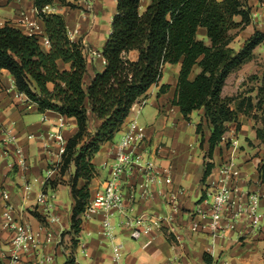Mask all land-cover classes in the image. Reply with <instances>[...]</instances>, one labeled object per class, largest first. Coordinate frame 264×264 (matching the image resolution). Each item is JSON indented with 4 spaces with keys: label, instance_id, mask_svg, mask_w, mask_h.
<instances>
[{
    "label": "crops",
    "instance_id": "obj_1",
    "mask_svg": "<svg viewBox=\"0 0 264 264\" xmlns=\"http://www.w3.org/2000/svg\"><path fill=\"white\" fill-rule=\"evenodd\" d=\"M111 1L115 11V0ZM247 2L252 20L244 32L254 29L264 33V0ZM149 3L150 0H141L140 13ZM53 8L55 13H60ZM235 20L239 21V18ZM6 23L26 35H36L42 51L49 50L43 23L36 16L32 0H0V26ZM249 38H245L239 47L232 41L229 47L239 52ZM198 39L208 42L204 29H199ZM261 45L254 49L252 60L228 76L222 91L223 97H254L257 89H252L247 83V78L252 75H257L264 86V49L259 48ZM98 52L99 60L89 63L87 82L93 76V67L97 71L103 70L104 61L100 50ZM128 58L135 60L137 53L130 52ZM179 71V64L165 65L160 82L148 90L142 103L133 106L121 130L112 141L103 144L92 158L96 175L89 183L88 203L103 189L109 177L108 164L113 158L114 146L127 131L128 124L136 121L138 132L147 142V157L158 168L170 167L171 182L165 184L160 180L144 191L139 187L143 183L139 173H126L122 176L120 188L123 205L130 216L143 213L171 214L172 228L175 235L180 236V242L169 234L167 227L142 235L139 239H131L129 232L119 226L121 220L118 222L112 217L111 224L116 234L114 243L123 247L120 262L114 263L111 243L100 234L105 218L103 213L89 219L82 218L80 214L78 234H74L71 227L75 202L70 181L75 168L72 165L61 174L59 145L49 133L60 131L67 142L77 131L75 120L51 111L39 113L36 105L17 92L10 74L0 70V213L10 204L14 220L30 225L33 232L38 234L40 242V249L26 256L24 264H170L173 261L182 264H264V184L260 182L258 174V166L264 162V146L256 138V125L242 114L238 116L237 123L227 124V132L214 149L210 161L213 164L211 174L202 182L210 129L202 118V110L193 112L189 121H186L179 109L172 105ZM197 73L198 69L194 68L190 78ZM162 85H168L169 89L159 94ZM200 122H203L202 145L196 132ZM5 130L14 136L15 144L5 146ZM16 148L21 149L26 168L18 166L14 154ZM230 161L240 171L239 190L259 198V210L263 216L260 229L251 230L246 223L240 222L235 231L228 232L222 238L190 232L192 215L197 210L208 209L206 200L220 179L221 167ZM83 184L84 180L78 181V187ZM26 185H29V191L25 190ZM62 189L67 192V203L60 199ZM4 192L9 195L8 200L3 198ZM42 192L54 197L51 215L55 221L45 217L37 206ZM170 196L176 199V212L171 209ZM48 232L60 235V243L46 244ZM12 237L13 232L6 228L5 220L0 216V264L9 261L13 251ZM204 256L208 257V262ZM48 257H51L50 261L46 260Z\"/></svg>",
    "mask_w": 264,
    "mask_h": 264
},
{
    "label": "trees",
    "instance_id": "obj_2",
    "mask_svg": "<svg viewBox=\"0 0 264 264\" xmlns=\"http://www.w3.org/2000/svg\"><path fill=\"white\" fill-rule=\"evenodd\" d=\"M32 3L49 50L42 51L36 35H26L6 23L0 26V70L10 74L17 92L36 105L39 113L51 111L76 122L77 131L61 155V174L72 165L75 168L70 181L74 234L79 233L78 216L88 204L89 183L96 175L92 158L121 130L133 106L142 103L148 90L160 82L165 65H180L172 105L186 121L202 110L210 129L202 182L211 174L210 161L227 124L237 123L240 114L260 125L255 133L264 146V88L258 89L255 104L251 97L222 96L228 76L249 62L254 49L264 43V33L255 31L239 52L229 47L231 32L251 23L247 0H150L143 13L141 0H115L100 51L103 70L93 67L88 82L89 62L82 43L70 37L63 15L45 11L47 7H76L68 0ZM199 29L205 30L207 43L198 39ZM133 51L135 60L128 58ZM194 68L198 73L191 79ZM168 89L162 85L159 94ZM196 132L202 145L203 122ZM258 174L264 184V162ZM81 179L84 184L78 187ZM204 260L209 261L207 256Z\"/></svg>",
    "mask_w": 264,
    "mask_h": 264
},
{
    "label": "built area",
    "instance_id": "obj_3",
    "mask_svg": "<svg viewBox=\"0 0 264 264\" xmlns=\"http://www.w3.org/2000/svg\"><path fill=\"white\" fill-rule=\"evenodd\" d=\"M47 13H55L51 7L45 8ZM62 125L59 126V129ZM136 121L128 124L127 131L121 140L114 146L113 158L108 164L110 169L109 177L105 180L103 189L98 191L81 213V217L89 219L98 214H104V220L101 224L100 234L111 243L112 260L119 263L123 253V247L115 244V229L111 224V218L116 213L120 215L121 222L119 226L129 232L131 239H139L142 235L152 231L161 230L167 227L169 234L180 242V236L175 235L172 228L173 217L171 214L156 215L152 213H143L137 216H130L123 205V195L121 192L122 176L126 173L137 171L143 180L139 185L141 189L147 191L155 182L163 180L165 184H170V167L158 168L156 163L147 157V142L145 137L138 132ZM6 137L5 146L15 144V138L10 131H3ZM49 136L59 145V155H63L66 142L60 131L49 133ZM14 154L17 156V164L23 168L27 167L25 158L20 148H16ZM240 171L234 162H228L221 167L220 179L209 194L206 202L208 209L206 211L197 210L192 215L189 230L192 233H205L212 238H222L228 232L236 230L240 222L246 223L251 230L260 229L263 216L259 210V198L255 194H248L239 190ZM29 191V185L25 186ZM5 200L9 199L7 193H2ZM130 197H133L131 195ZM53 195L42 192L37 201V206L43 215L55 221L51 215L53 209ZM172 211L178 210V205L174 196L169 197ZM5 220L7 229L13 232L12 247L13 251L7 264H24V258L30 253L40 249L38 234L34 233L30 225L17 222L13 218V208L10 204L4 207V212L0 213ZM46 244H59L60 235L48 232L46 235ZM84 249V247H83ZM51 260V257L46 259ZM170 264H182L180 261H173Z\"/></svg>",
    "mask_w": 264,
    "mask_h": 264
},
{
    "label": "rangeland",
    "instance_id": "obj_4",
    "mask_svg": "<svg viewBox=\"0 0 264 264\" xmlns=\"http://www.w3.org/2000/svg\"><path fill=\"white\" fill-rule=\"evenodd\" d=\"M111 2V0H71V3L76 8L59 9L55 7L56 10L60 12L59 14L63 15L65 18L70 37L73 40H79L82 43L84 53L89 63L93 64L99 60L98 50L101 51L103 45L105 44L107 34L109 33V21L111 15L114 13ZM245 30L246 28L244 30L231 32L233 37L232 41H235L234 44L236 47H239L240 43L243 42L245 38L251 37L255 31L254 29H251L250 32L246 33L244 32ZM259 48L264 49V44ZM247 83L252 89H257L256 95L259 88H264L263 83L259 81L257 75L248 77ZM256 95L251 97L254 104L257 99ZM239 96L242 97L241 95ZM254 123L256 128L260 126L255 121ZM59 195L63 203L69 202L65 189H62ZM114 217L118 220V222L121 220V217L118 214H114L113 218Z\"/></svg>",
    "mask_w": 264,
    "mask_h": 264
}]
</instances>
